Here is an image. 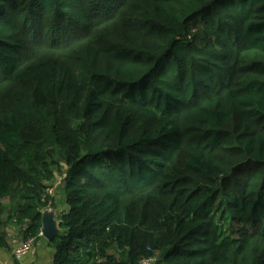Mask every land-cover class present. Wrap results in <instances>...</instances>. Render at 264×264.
Returning <instances> with one entry per match:
<instances>
[{
	"label": "trees",
	"instance_id": "obj_1",
	"mask_svg": "<svg viewBox=\"0 0 264 264\" xmlns=\"http://www.w3.org/2000/svg\"><path fill=\"white\" fill-rule=\"evenodd\" d=\"M131 4L0 0V86L29 93L0 116V247L41 237L64 164L51 264H264V0ZM117 18L132 40L83 49ZM47 41L77 64L28 61Z\"/></svg>",
	"mask_w": 264,
	"mask_h": 264
},
{
	"label": "rangeland",
	"instance_id": "obj_2",
	"mask_svg": "<svg viewBox=\"0 0 264 264\" xmlns=\"http://www.w3.org/2000/svg\"><path fill=\"white\" fill-rule=\"evenodd\" d=\"M139 1L140 0H129L131 4V6L129 7V10H136V8L139 5ZM99 27H97L95 30H91L89 34L85 35L82 40L83 43H81L83 49L88 48V47H94V43L97 44H105L107 43V41H111L112 39H116L119 42H124L127 43L128 41L132 40L133 36L131 34H129V32L126 30H123L121 28V24H120V18L116 19L115 24H113L112 26H102V24L98 25ZM90 42V44L88 43ZM45 46L43 48H30L29 52L28 50H25V53H27V60L29 61H35L36 59H41V60H45L47 58H55L57 60L60 61V63L64 66V67H68L71 65H76V58L78 56V54L81 52V46L75 48L74 52H71L70 50H57L56 48H53L51 46H49L50 42L47 41L45 42ZM70 57H74L73 60L70 59ZM106 59V56H104ZM107 60V59H106ZM106 65H109L108 63H104ZM28 88L27 87H16V86H12L11 84H7L5 86H0V116H3L5 114H7L9 111L12 112H16L18 113L21 109V107L29 100V93L27 92ZM65 171H66V166H62V172H64L63 175H60V173L58 174L56 180L57 182L55 183V186L51 187L50 189L53 191L57 190V195L59 197V200H56L58 204H60V206L62 205V203L64 202L63 200L64 198V191L60 190L58 191V181L61 182L63 176L65 175ZM61 172V174H62ZM49 192V191H48ZM51 192V191H50ZM50 195H52V192L50 193ZM3 204L5 206V210L6 211H10L12 210V203L10 202V199H5L3 201ZM47 213H50V210L46 211ZM55 213V212H54ZM60 215V212H58V216ZM57 216V218H58ZM58 224V221H56ZM22 234L20 229H17V232H15L13 235L10 236V252L12 254V250H11V241L13 239H18L21 240L22 238ZM155 239V238H154ZM157 240H153V242L155 243ZM36 244V242H35ZM35 244L33 246V248L35 247ZM256 247H258V254L260 253L261 249L264 248V241H258L255 243ZM32 248V249H33ZM153 259L155 260V264H157L158 262L161 261V256L162 254H164V251L161 249H153ZM32 251V250H31ZM30 254V253H29ZM28 254V255H29ZM13 256V254H12ZM13 258L15 259V257L13 256ZM16 260V259H15ZM24 261V260H23ZM22 262H18L16 260V262H18L19 264H22Z\"/></svg>",
	"mask_w": 264,
	"mask_h": 264
},
{
	"label": "crops",
	"instance_id": "obj_3",
	"mask_svg": "<svg viewBox=\"0 0 264 264\" xmlns=\"http://www.w3.org/2000/svg\"><path fill=\"white\" fill-rule=\"evenodd\" d=\"M63 179L64 177L62 178L61 182L58 181L57 183L59 186L58 191H59V188L62 191L64 189ZM56 182L57 180L54 182L53 187L55 186ZM50 191H51L50 193L55 192V193H52V195L56 196L55 198L56 200H59V197L57 195L58 193L57 190L56 191L50 190ZM55 205L56 206L53 208H48L47 210H44L43 213L50 210L51 212H53L54 219L57 221L58 212L61 213L62 211H65L67 208L64 202L60 206V204H58L56 201ZM17 229L18 227L14 223L9 222L8 227H7L9 236L17 232ZM54 254H55V251L49 246V241L45 237L41 236L36 241L35 247L32 249L30 254L25 257L22 264H51L54 259ZM0 264H19V263L16 262V260L13 258L9 249L7 250V249H3L0 247Z\"/></svg>",
	"mask_w": 264,
	"mask_h": 264
},
{
	"label": "built area",
	"instance_id": "obj_4",
	"mask_svg": "<svg viewBox=\"0 0 264 264\" xmlns=\"http://www.w3.org/2000/svg\"><path fill=\"white\" fill-rule=\"evenodd\" d=\"M42 236V233L40 234ZM36 240L29 239L27 241H21L13 239L11 241L12 254L18 262H22L25 257L31 252ZM154 259H144L141 264H154Z\"/></svg>",
	"mask_w": 264,
	"mask_h": 264
},
{
	"label": "water",
	"instance_id": "obj_5",
	"mask_svg": "<svg viewBox=\"0 0 264 264\" xmlns=\"http://www.w3.org/2000/svg\"><path fill=\"white\" fill-rule=\"evenodd\" d=\"M57 235H58V224L54 219L53 212H51V214L44 212L42 236L45 237L50 242Z\"/></svg>",
	"mask_w": 264,
	"mask_h": 264
}]
</instances>
